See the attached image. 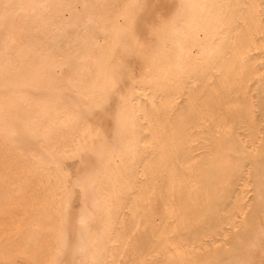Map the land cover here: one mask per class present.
I'll return each instance as SVG.
<instances>
[{"label":"bare ground","instance_id":"bare-ground-1","mask_svg":"<svg viewBox=\"0 0 264 264\" xmlns=\"http://www.w3.org/2000/svg\"><path fill=\"white\" fill-rule=\"evenodd\" d=\"M136 2L0 0V264L264 258V0Z\"/></svg>","mask_w":264,"mask_h":264},{"label":"snow or ice","instance_id":"snow-or-ice-1","mask_svg":"<svg viewBox=\"0 0 264 264\" xmlns=\"http://www.w3.org/2000/svg\"><path fill=\"white\" fill-rule=\"evenodd\" d=\"M8 7V6H6ZM23 7V6H22ZM34 7H47V5H36ZM130 11L128 12L126 19L128 21L129 29H135L141 22L142 19L151 15L153 17L161 16V13L157 6L153 3V0H138V2L133 3L128 6ZM179 13H177L178 15ZM151 27L155 30V24L153 23ZM260 251L264 253V227L260 230ZM68 240L66 235H62L61 244L62 246H67ZM83 251V249H80ZM79 264H100L99 261H85L81 260ZM239 264H255V261L251 259H246L240 261ZM260 264H264V258L261 259Z\"/></svg>","mask_w":264,"mask_h":264}]
</instances>
